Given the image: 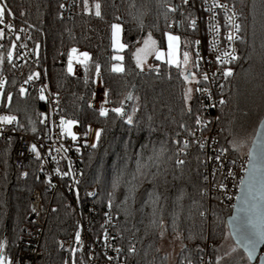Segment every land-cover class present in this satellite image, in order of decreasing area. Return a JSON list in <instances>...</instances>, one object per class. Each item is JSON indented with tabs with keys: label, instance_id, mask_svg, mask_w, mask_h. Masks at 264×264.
Here are the masks:
<instances>
[{
	"label": "trees",
	"instance_id": "1",
	"mask_svg": "<svg viewBox=\"0 0 264 264\" xmlns=\"http://www.w3.org/2000/svg\"><path fill=\"white\" fill-rule=\"evenodd\" d=\"M222 1L238 10L242 26L239 59L234 64L235 72L227 81V99L218 121L222 129L221 142L230 149L231 136L240 126L254 125V136L264 118V0ZM97 2L101 5L99 17L95 15ZM61 3L62 0H7L11 13H6L5 17L12 19L17 27L30 31L25 44L39 56L38 68L43 81L53 93L62 95L60 116L78 120L81 131L87 130L90 124L102 129L97 147L90 146L84 153V173L79 185L81 200L96 202L102 215L108 207L107 201L112 199L117 229L132 264L198 263L207 244L213 258L211 264H217V258L219 264H257L258 259L249 261L242 248L232 251L235 242L227 233L233 208L212 203L203 194L204 152L193 136L196 120L200 118L197 84L192 99L185 101L187 83L166 60L149 56L143 70L136 66L134 53L149 32L160 49L166 47V33L176 32L181 38V53L186 50L194 53L190 24L192 8L184 5L179 12L169 13V27L160 0H88V8L84 0H78L71 20L61 17ZM169 3L179 5L181 0H169ZM140 17L143 30L138 25ZM173 20L177 21L175 27L171 23ZM179 21H183V26ZM114 23L122 24V40L128 45L122 51L123 73L112 71L116 52L111 28ZM12 45V39L5 36L0 39V57L4 58L0 64V80L5 77L6 81L0 91L12 96L11 105L6 100L0 105V115H15L19 129L36 133L43 128V117L49 106L46 100L39 99V89L20 94L18 85L27 73L14 70L8 56ZM73 48L89 53L87 73L85 65L80 63L76 73H69L68 62ZM96 64L101 66L100 80L95 73ZM99 83L107 93V117L100 116L99 110L89 105ZM121 105L129 115L133 114V108L137 109L133 125L126 123V117L111 111ZM185 139L189 141L187 148L183 145ZM162 141L166 142V152L158 167H151L146 176L137 181L135 199L124 203L128 195L127 181L131 180L141 146L147 145L144 149L146 160L152 155V146L158 150ZM13 150V140H0V242L6 241V253L11 260L26 223L33 189L45 181L39 172V160L30 161L27 175H22L13 164ZM232 153L240 156L248 151ZM178 159L185 163L177 164ZM126 161L128 174L114 191L112 182ZM89 192L96 195L89 196ZM149 193L155 194L153 198L158 196L157 204L151 202ZM46 201L47 205L50 202L52 205L41 245L44 256L35 264H65L72 260L73 254L61 251L59 240L76 233L77 216L64 194L48 196ZM154 208L155 218L159 221L162 217V225L151 223ZM166 234L180 235L183 239V248L174 261L167 259L161 248ZM133 245L134 254L129 252Z\"/></svg>",
	"mask_w": 264,
	"mask_h": 264
},
{
	"label": "built area",
	"instance_id": "2",
	"mask_svg": "<svg viewBox=\"0 0 264 264\" xmlns=\"http://www.w3.org/2000/svg\"><path fill=\"white\" fill-rule=\"evenodd\" d=\"M220 2L228 5L227 14L219 8L211 12L208 11L211 0H207V3L205 0H189V6L194 11L192 19L196 20V27L195 29L192 28V32L194 34L195 69L199 81L197 88L208 89L207 92L197 91L201 123L195 124L193 136L197 142L199 141V145H204L201 147L204 152L205 172L203 194L212 203L233 208L240 192L239 181L245 175V168L248 167L249 156L247 153L237 156L222 144L220 137L222 129L218 121L220 109L227 99L226 84L231 77H224L223 73L228 68H231L234 73V64L237 61V59H232L230 63H221V60L230 59L224 57L223 53L228 52L239 57V39L230 42L227 40V34L232 31L233 35L240 37V32L237 34L228 25L227 15H232L234 11L233 19L240 25L241 22L240 14L235 7L233 8V5L222 0ZM77 3L78 0H62L61 17L65 20L73 19ZM8 24L14 27L8 28ZM210 25H218L219 34ZM172 26L175 27V25ZM0 28L4 29L5 37L9 40L12 39L15 45V48L12 47L11 50L14 70L18 73H27L26 77L19 83L18 88L24 87L27 92L39 89L40 94L41 89H43V94L46 96L45 100L49 106L48 113L43 117V128L36 133L23 131L15 123L6 126L0 124V131L3 132V135H0V140L14 141L13 164L24 175V173H28L29 162L39 160V172L45 180L42 185L33 189L30 198V210L26 215V223L22 228V234L11 263L35 264L43 258L44 252L41 245L52 205L51 202L47 205L46 200L48 196L53 198L57 193H61L67 196L73 206L78 222L76 233L80 232L82 241V246L77 244L76 233L59 240L61 251L73 254L72 250H76L72 260L67 264H73V259H75V264H132L122 245L112 209L107 207L101 215L96 202L88 201L85 203L80 196L77 197L76 195L83 179L84 153L91 145L83 133H78L76 140L63 133L60 126L61 118L65 120H72V118L60 116L58 109L62 95L53 93L48 83L43 81L38 68L39 56L25 44V39L30 36V31L23 27H17L12 19L6 17L5 23L0 25ZM17 36L20 38L17 39ZM196 40L200 41L199 45L195 44ZM213 41H216L215 45ZM197 51L199 57H197ZM218 55L221 60H217ZM197 63L198 66H196ZM36 73H39L38 77L35 75ZM205 74L209 78L207 81L203 78ZM29 76H32L33 79L25 83ZM98 78L100 80V75ZM221 100L224 101L223 104L220 103ZM105 101H107L105 90L99 83L96 93L89 99V105L98 110L101 107L109 109V104ZM213 140L218 141V143L214 144ZM32 145H36V150L40 154L39 157L32 151ZM221 148H226L228 151L221 153ZM217 156L220 158L217 159ZM233 160L235 161L234 165ZM57 168L60 170L59 173L56 171ZM65 172L70 174L62 175ZM76 181H79V184ZM106 213L108 215H105ZM105 231L108 234L107 244L104 240ZM117 248L121 249L119 253L116 251ZM209 250L210 245L207 244L199 262L191 264H211L213 258ZM109 257L113 259L110 260Z\"/></svg>",
	"mask_w": 264,
	"mask_h": 264
},
{
	"label": "snow or ice",
	"instance_id": "3",
	"mask_svg": "<svg viewBox=\"0 0 264 264\" xmlns=\"http://www.w3.org/2000/svg\"><path fill=\"white\" fill-rule=\"evenodd\" d=\"M161 6L165 9L164 11V19L166 22V26L168 25L169 20V13H177L181 10V8L184 5H189V0H181V3L179 5H173L169 3V0H160ZM205 3H207V0H205ZM85 7L88 8V0H84ZM135 7V5H133ZM223 9L225 13L227 14L228 11V5L221 3L220 0H211V4L208 5V11H212L214 9ZM234 8V6H233ZM90 10V9H89ZM6 13H11V9L7 7V0H3L2 3H0V25H3L5 23V16ZM14 17V14H12ZM95 15L101 16V5L99 2L95 4ZM192 14L191 12L188 13V16L190 17ZM235 16V12L233 11L232 15H227V23L230 25L235 32L238 34L241 30V25L239 23H236L233 17ZM119 19V17H117ZM138 19V25L141 30H143V20L142 17L137 18ZM177 21L173 20L172 25H175ZM180 25L183 26V21H179ZM191 27L195 29L196 27V20L191 19L190 20ZM8 28H13L14 26L11 24L7 25ZM213 30L219 34L220 28L219 26H212L210 25ZM112 28V38H113V44L114 46L119 49L123 50L128 47L127 44L122 43V34H123V26L121 23H114L111 25ZM167 35V51L161 50L157 46L156 40L153 39L152 34L149 32L147 37L143 39L142 46L137 47L134 56L136 59V66L143 70L144 64L149 56H155L157 60H166L167 64L170 66H174L180 75L183 76L184 81L191 85L194 81L198 85L199 81L195 78V73H190L188 71V65L190 63V57L189 52L184 51L181 53V43H180V36L174 35L171 31L166 33ZM5 36V31L3 28H0V39H3ZM17 39L20 37L17 36ZM235 39H242V37H239L238 35H233L232 31H229L227 34V40L233 41ZM139 43V41L137 42ZM216 41H213V44L215 45ZM196 45L200 44L199 40L195 41ZM13 48H15V45H12ZM77 52L76 48L72 49V53L75 54ZM233 52H235V49H233ZM9 58H11L12 53H8ZM82 58L79 59V63L82 65H85V72L88 71V61L91 59L89 53L84 52L81 54ZM224 57H229L230 59L227 61L221 60V57L218 55L216 58L217 60H221V63H226L232 60V59H239L237 55H233L232 53L225 52L223 53ZM197 57H199V52L197 51ZM75 57H70L69 64H68V71L69 73L73 72L72 67V59ZM116 60L122 61L124 58L123 56H116ZM4 61L3 57H0V64H2ZM198 66V63L197 65ZM101 71V66L99 64L95 65V73L96 76L99 77ZM112 71L117 73H123L125 71V68L123 64L113 65ZM158 71V69H157ZM37 77L39 76V73L35 74ZM224 77H229L233 75V71L231 68H228L224 73ZM204 80L207 81L209 78L207 74L204 75ZM33 77L29 76L28 80L25 81V83H28V81L32 80ZM6 84V81L0 80V89L4 87ZM197 91L207 92L208 89L206 88H197ZM192 92L193 89L191 87L186 88L184 92V99L185 101H189L192 99ZM27 89L24 87L20 88V94L26 95ZM107 95V93H105ZM210 95V93H209ZM129 99L131 98V94H129ZM40 100H45L46 96L43 94V89H41V94L39 97ZM8 103V105H11L12 96L10 94L6 95L3 91H0V105H2L4 102ZM107 102V101H105ZM221 104L224 103L223 100L220 101ZM112 112L117 114L120 117H126V123L128 125H133L134 120L133 116L135 112L137 111L136 108H133L132 115H129L126 113L124 107L121 105L119 107H115L111 109ZM189 111H191V107L189 106ZM99 114L102 117H107L109 114V109L105 107H101L99 109ZM19 125V120L15 115H0V124L2 125H12V124ZM78 121L76 120H65L61 118L60 126L63 130V133L69 135L72 137L73 140L77 139L76 134L72 131V126L74 124H77ZM196 123H201L200 119L197 118ZM210 123V121H209ZM20 127H23V125H20ZM89 130L90 126H89ZM33 132L36 131L35 127L32 129ZM102 129H98L96 131V141L97 143H94L91 145V147L96 148L97 144L100 139ZM0 135H3V132L0 131ZM194 135V134H193ZM199 143V141L197 142ZM213 143H218V141L213 140ZM231 145L233 149H235L237 152H239L244 146L245 142L237 141L236 139H233L231 142ZM176 144L179 145L180 141L177 140ZM184 148H187L189 146V141L185 139L183 141ZM147 147V145L141 146V151L137 154V158L135 159V170L130 174L131 180L127 181L129 187H128V195L125 197L124 203H127L129 199L134 200L135 199V192L138 187L137 181L146 176L147 172L150 171L151 167L159 165L161 158L164 156L166 152V142H161V146L157 150L155 145L152 146V155L148 156L145 160L144 158V149ZM200 147H204L203 144H200ZM79 150V149H78ZM32 151L36 153L37 157H39V152L36 150V145H32ZM181 152H183V149H180ZM221 153H225L228 151L226 148L220 149ZM186 155V153H185ZM249 156V159L247 161L248 167L245 168V175L240 179L239 181V187L241 195L237 197V199L242 201V208L238 209L237 215L233 217V220L229 222V231L227 233L228 237H231L235 241V247H233L232 251H237L238 248H242L247 253V259L251 261L256 253L257 246L261 243H264V127H261L259 130L256 131L254 137L251 139V148L249 149V152L247 153ZM217 159L220 157L217 156ZM177 164L183 165L185 163L184 160H177ZM233 165L235 164V161H232ZM70 166V164H69ZM128 168V162L126 161L123 168L120 169L118 172L116 178L112 182L113 190H117L120 187L121 181L124 179V176L127 173ZM56 171L59 173V168L56 169ZM70 173L65 172L62 175H69ZM26 176L27 173H24ZM82 175V173H81ZM77 184H79V181H76ZM221 187H224L221 185ZM77 197H79V192L77 190L76 193ZM89 196H95V192H89ZM111 196V194H109ZM155 196L154 193H149V198L151 202L155 205L158 202V196L153 198ZM107 206L109 209L112 208V199L110 198L107 201ZM34 210V209H33ZM105 215H108L107 213ZM154 219L152 220V225L156 226L158 223L162 225L163 220L162 217L159 219V221L155 218V208L153 211ZM111 218V217H109ZM161 236H163V232H161ZM76 242L77 244H81V236L80 232L76 233ZM115 239V237H113ZM104 240L107 244L108 241V234L105 231L104 234ZM6 246L5 242H0V264H11V260L9 257H7L4 253V248ZM75 249L72 250L73 255L75 254ZM117 253L121 251V249H116ZM130 253H135L136 248L135 246H131L129 248ZM109 259H113L112 257H109ZM67 264V262H65ZM73 264H75V259H73ZM188 264H191V261H188ZM217 264H219V258H217Z\"/></svg>",
	"mask_w": 264,
	"mask_h": 264
},
{
	"label": "rangeland",
	"instance_id": "4",
	"mask_svg": "<svg viewBox=\"0 0 264 264\" xmlns=\"http://www.w3.org/2000/svg\"><path fill=\"white\" fill-rule=\"evenodd\" d=\"M174 35H178L176 32H172ZM164 50L165 52L167 51V41H166V47L161 49ZM187 52H189V57H190V63L188 65V70H191L192 73H195V78L196 80L198 79V75H197V71L195 69V54L192 53L190 50H186ZM86 51H78L73 54L72 51L70 53V57H75L72 59V67H73V72L72 73H76L77 68L79 66V59L82 58L81 54L84 53ZM69 57V59H70ZM69 64V62H68ZM196 83L195 81L189 85L187 84V88L191 87L194 91V87H195ZM193 94V92H192ZM191 94V95H192ZM72 120H76V119H72ZM78 121V120H76ZM89 126L90 129L89 130ZM99 129L98 126L90 124L88 125L87 130L85 131H81L80 128V123L78 121L77 124H74L72 126V131L77 135L78 133H83L84 135L87 136V142L92 145L94 143H97L96 141V131ZM254 133V125H244V126H240L231 136V140L229 141V147L231 149L232 152H236V153H244L246 151H248L249 145L251 144V139L254 137L253 136ZM233 139H236L237 141H241V142H245V146L239 151L237 152L235 149H233L232 145H231V141ZM233 240V239H232ZM183 239L180 235H165L163 240H162V244H161V248L162 251L166 254L167 259L174 261V259L176 258V255L180 252V250L183 248ZM229 245L232 246L233 243L231 241V238L229 240ZM4 253L7 257H9L6 253V246L4 248ZM10 258V257H9ZM11 260V259H10Z\"/></svg>",
	"mask_w": 264,
	"mask_h": 264
},
{
	"label": "water",
	"instance_id": "5",
	"mask_svg": "<svg viewBox=\"0 0 264 264\" xmlns=\"http://www.w3.org/2000/svg\"><path fill=\"white\" fill-rule=\"evenodd\" d=\"M261 127H264V118L260 121V124H259L257 130H259ZM250 148H251V144L249 146V149ZM249 149H248V152H249ZM240 195H241V192H239V196ZM242 206H243L242 205V201L237 199V201H236V203H235V205L233 207L232 214H231V216L229 218V222L233 220V217L237 215L238 209L242 208ZM254 259H258V263L257 264H264V243H261V244H259L257 246V250H256V253H255V256H254L253 260Z\"/></svg>",
	"mask_w": 264,
	"mask_h": 264
},
{
	"label": "crops",
	"instance_id": "6",
	"mask_svg": "<svg viewBox=\"0 0 264 264\" xmlns=\"http://www.w3.org/2000/svg\"><path fill=\"white\" fill-rule=\"evenodd\" d=\"M121 42L123 43V40L122 39H121ZM114 48H115V51H116L114 57H116V56H123L122 51L124 49L123 50H119L115 46H114ZM118 64H123V60L122 61H118V60L115 59L114 62H113V65H118ZM113 65H112V67H113Z\"/></svg>",
	"mask_w": 264,
	"mask_h": 264
},
{
	"label": "flooded vegetation",
	"instance_id": "7",
	"mask_svg": "<svg viewBox=\"0 0 264 264\" xmlns=\"http://www.w3.org/2000/svg\"><path fill=\"white\" fill-rule=\"evenodd\" d=\"M250 146V145H249ZM249 149V148H248Z\"/></svg>",
	"mask_w": 264,
	"mask_h": 264
}]
</instances>
